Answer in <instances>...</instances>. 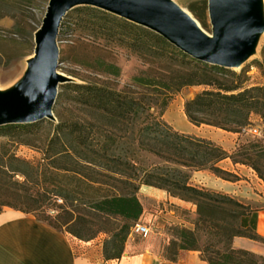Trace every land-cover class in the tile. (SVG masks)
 I'll return each mask as SVG.
<instances>
[{"label":"trees","instance_id":"trees-1","mask_svg":"<svg viewBox=\"0 0 264 264\" xmlns=\"http://www.w3.org/2000/svg\"><path fill=\"white\" fill-rule=\"evenodd\" d=\"M33 1L0 0V16L23 15V2ZM75 10L82 32L130 49L149 68L120 89L121 67L97 57L92 65L106 77L102 83L60 85L58 100L73 105L70 115L54 108L57 124L44 120L1 126L0 132L10 134L7 140L13 144L33 146L29 140H36L44 122L50 134L37 162L10 154L9 142L0 141V213L7 207L33 214L83 241L105 235L104 259L118 260L143 215L138 194L147 185L196 206L193 229L171 225L174 238L164 249L165 258L177 261L181 251L194 250L209 264H264V256L233 247L235 237L264 243L256 231L257 210L191 183L192 173L203 170L224 180H239L218 165L225 159L251 167L264 181V144L255 139L229 152L210 139L175 130L163 117L175 95L203 86L184 103L188 120L240 133L252 125V115L264 120V84H250L247 70L238 73L193 59L154 31L107 11L92 6ZM201 10L208 11V2ZM193 13L202 19L201 13L194 9ZM15 31L24 32L20 27ZM144 154L160 162L147 165Z\"/></svg>","mask_w":264,"mask_h":264},{"label":"water","instance_id":"water-1","mask_svg":"<svg viewBox=\"0 0 264 264\" xmlns=\"http://www.w3.org/2000/svg\"><path fill=\"white\" fill-rule=\"evenodd\" d=\"M81 6L148 28L193 59L228 69L250 57L264 28L260 0H208L210 34L172 0H49L21 84L0 90V127L57 119L54 106L59 87L76 81L59 71L58 37L66 15Z\"/></svg>","mask_w":264,"mask_h":264},{"label":"crops","instance_id":"crops-1","mask_svg":"<svg viewBox=\"0 0 264 264\" xmlns=\"http://www.w3.org/2000/svg\"><path fill=\"white\" fill-rule=\"evenodd\" d=\"M195 94L193 92L187 99L193 98ZM163 117L175 130L201 137L197 134L200 126L192 124L184 111L176 113L173 103ZM256 120L258 119H253V122ZM214 129L217 132L212 137L201 138L210 139L229 152L236 149L238 141L249 135L247 132L232 133ZM218 165L238 175L239 180H224L208 170L195 171L194 177H198L201 186L228 194L256 209L258 212L256 231L264 236V181L251 167L235 164L230 159H225ZM138 195L144 207L138 223L150 226V233L143 237L141 234L131 232L120 259L105 260L103 242L99 239L79 240L69 233L58 231L39 221L33 214L5 208L0 213V264H209L201 257L199 251L194 250L181 251L177 261L164 257V249L169 244L165 226L185 223L188 228L193 229V222L183 218L179 211L191 209L194 219L196 213L194 204L173 197L163 189L147 185L141 186ZM145 204L162 206L150 212ZM233 247L264 256V243L246 237H235Z\"/></svg>","mask_w":264,"mask_h":264},{"label":"rangeland","instance_id":"rangeland-1","mask_svg":"<svg viewBox=\"0 0 264 264\" xmlns=\"http://www.w3.org/2000/svg\"><path fill=\"white\" fill-rule=\"evenodd\" d=\"M175 4L188 11L195 17L193 9L201 13V20L195 19L199 22L201 27L205 32L210 34L212 32V25L209 18V13L201 12V7L204 2L208 0H172ZM49 0H34L33 2H23L22 9L23 15L18 14L16 17L13 15L3 14L0 16V90L8 91L19 86L23 80L27 61L34 51V35L30 36L33 29H38L45 16ZM80 18L78 17V12L73 9L71 10L63 20L62 26L60 28V34L58 37L59 49H60V65L59 71L65 75L75 78L77 82L84 81H94L102 83L106 77L97 73L93 65L94 60L97 57H102L103 59L113 62L121 67V76L118 78V88H123L130 84L131 78L138 74L142 70L149 68V64L142 61L137 57L130 49L118 46L117 44H107L104 40H96L89 32H82L79 26L76 24ZM17 27L22 29V35L15 34ZM261 40L259 42V47L256 52H254L250 57L242 64L239 68H232V70L240 73L242 70H247V75L250 77V84H264V28L261 31ZM259 40V39H258ZM259 61L262 65L259 67L257 64ZM205 89L203 86H193L183 89L180 93L174 96L171 103L174 104V111L176 113L184 111V103L189 98L193 92L198 93ZM63 90L59 87V93ZM195 94V95H196ZM59 95V94H58ZM170 103V104H171ZM170 106V105H169ZM60 114L67 116L74 111L73 105L68 101H60L57 98L56 104L54 106ZM169 108V107H168ZM167 111V110H166ZM55 114V112H54ZM56 116V114H55ZM57 118V117H56ZM253 119H258L253 122ZM44 121V120H43ZM59 119L57 118L54 123L57 124ZM173 127V126H172ZM262 127L264 129V120L258 115H252V125L247 127ZM198 135L201 137H212L217 130L214 127L201 125L197 131ZM243 132H247V129H243ZM241 133V132H240ZM6 136L0 135L1 142H9V147L11 149L10 154L14 153L18 157L24 158L31 162H37L41 159L42 153L41 148L43 147L44 140L48 134H50V127L48 123L44 122L43 126L38 131V135L35 139L29 140L32 142L33 146L11 143L7 140L10 134L0 132ZM245 136L241 141L237 142L236 149L240 144L248 143V141H255L250 133ZM263 144L264 140L259 139ZM235 149V150H236ZM143 159L147 165L158 164L160 161L158 158L144 154ZM22 179V178H21ZM197 176L194 177L192 173L191 183L197 187L202 188ZM211 190L207 187H203ZM214 191V190H211ZM5 199H11L6 197ZM61 201H58L60 203ZM148 211L153 212L156 209H160L162 205L145 204ZM7 208V207H6ZM182 217L187 221H192L196 219L192 218L191 209L180 210ZM146 225H148L146 223ZM171 225H185V223H172L166 225L164 230L168 236L169 243L174 238L172 236ZM150 227V226H149ZM188 227V226H187ZM105 235L99 236L97 239L103 242ZM95 240V239H94ZM103 244V243H102Z\"/></svg>","mask_w":264,"mask_h":264},{"label":"built area","instance_id":"built-area-1","mask_svg":"<svg viewBox=\"0 0 264 264\" xmlns=\"http://www.w3.org/2000/svg\"><path fill=\"white\" fill-rule=\"evenodd\" d=\"M246 129L248 133H250L253 137L264 140V129L262 127H251ZM132 233H138L141 234L143 237H146L150 233V228L148 226L137 223L133 227Z\"/></svg>","mask_w":264,"mask_h":264},{"label":"bare ground","instance_id":"bare-ground-1","mask_svg":"<svg viewBox=\"0 0 264 264\" xmlns=\"http://www.w3.org/2000/svg\"><path fill=\"white\" fill-rule=\"evenodd\" d=\"M260 9H261V14H262L263 19H264V0H260ZM258 39H259V40H258ZM260 40H261V35L258 36V38H257V40H256V44H255L253 50L251 51V55H252L254 52L257 51V48H256V47L259 45ZM258 47H259V46H258ZM242 64H243V62H240V63H238L237 65H235L234 68H236V67H241Z\"/></svg>","mask_w":264,"mask_h":264}]
</instances>
